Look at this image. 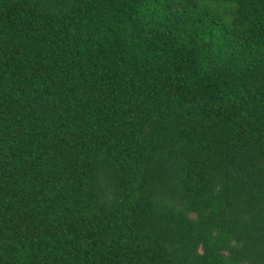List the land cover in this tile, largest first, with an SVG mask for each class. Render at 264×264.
Returning a JSON list of instances; mask_svg holds the SVG:
<instances>
[{
    "label": "trees",
    "instance_id": "16d2710c",
    "mask_svg": "<svg viewBox=\"0 0 264 264\" xmlns=\"http://www.w3.org/2000/svg\"><path fill=\"white\" fill-rule=\"evenodd\" d=\"M0 264H264V0H0Z\"/></svg>",
    "mask_w": 264,
    "mask_h": 264
}]
</instances>
